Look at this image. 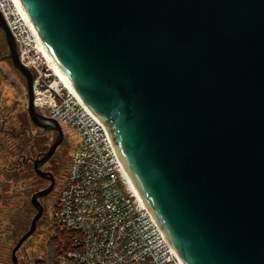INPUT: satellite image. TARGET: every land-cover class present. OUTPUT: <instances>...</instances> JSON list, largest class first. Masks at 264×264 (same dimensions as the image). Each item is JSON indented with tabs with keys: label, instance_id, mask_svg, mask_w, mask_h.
<instances>
[{
	"label": "water",
	"instance_id": "obj_1",
	"mask_svg": "<svg viewBox=\"0 0 264 264\" xmlns=\"http://www.w3.org/2000/svg\"><path fill=\"white\" fill-rule=\"evenodd\" d=\"M42 47L104 126L131 185L182 264H264V0H18ZM27 114L54 132L33 161L50 182L61 145L34 106L37 73L19 59L1 11Z\"/></svg>",
	"mask_w": 264,
	"mask_h": 264
},
{
	"label": "built area",
	"instance_id": "obj_2",
	"mask_svg": "<svg viewBox=\"0 0 264 264\" xmlns=\"http://www.w3.org/2000/svg\"><path fill=\"white\" fill-rule=\"evenodd\" d=\"M0 11L21 63L37 73L34 106L78 137L50 214L53 264H182L131 185L102 123L73 90L49 80L53 71L18 0H0Z\"/></svg>",
	"mask_w": 264,
	"mask_h": 264
},
{
	"label": "rangeland",
	"instance_id": "obj_3",
	"mask_svg": "<svg viewBox=\"0 0 264 264\" xmlns=\"http://www.w3.org/2000/svg\"><path fill=\"white\" fill-rule=\"evenodd\" d=\"M6 54V45L3 41L2 33L0 32V59ZM54 79H56V77L53 72H51L49 80ZM1 105L5 107V109L11 110L14 107L16 110L20 111H23L27 105L25 80L12 68L9 60L0 62V106ZM61 128L64 135L63 141L46 165L58 182L57 190L60 189L59 186L67 173L72 156L77 152L76 145L78 142V137L72 129L65 126ZM0 163L2 165L7 164L8 166L15 164L12 160L2 161L1 154ZM21 172L22 170L16 175L10 174L9 181L7 177H0V181L3 179V189H0V238L2 239L6 238L8 234L13 235L10 237L19 238L20 235L29 228L30 221L35 214V210L30 204V198L31 194L37 191V186L34 187L31 183L33 181V176L32 178H26L24 177V172ZM5 179H7V182H4ZM57 193H53V195L41 200L43 215L37 223L35 233L27 239L25 244L17 252V260L21 261L25 257L34 258L40 256L43 258L40 261L46 262L48 257V245L46 241L49 237L50 214ZM4 256H7L12 264L10 260V250L6 245H0V260H2L1 257ZM47 264H49V260Z\"/></svg>",
	"mask_w": 264,
	"mask_h": 264
},
{
	"label": "flooded vegetation",
	"instance_id": "obj_4",
	"mask_svg": "<svg viewBox=\"0 0 264 264\" xmlns=\"http://www.w3.org/2000/svg\"><path fill=\"white\" fill-rule=\"evenodd\" d=\"M14 109L15 108L13 107L11 110H9V109H5V107H3L2 105L0 106V140L2 143H5L3 145L4 147H6L5 150L1 151L2 161L12 160L15 162V164L11 166H8L7 164L2 165L0 163V177L1 178L2 176L10 177V174L16 175L21 170H22L21 173L24 172V175L28 176V169H31L34 174L33 181L31 182L32 185H34V187L37 186V191L43 190L49 186L50 182L48 180L38 177L35 174L33 170V161L37 158H40L42 153L47 151L51 141L53 140L55 136V133L50 132V131L42 132L41 129L34 126L27 114L26 108H24L23 111L16 110V109L14 110ZM34 142H42L46 150H44L43 152H37V153H35L34 151H31L30 146L34 144ZM47 163L48 161L45 164H43L40 167V169L44 172L51 173L54 177V182H53V186L49 194L39 199L40 203L42 199L50 195H53V193L54 194L57 193L59 190V189L57 190L58 182L54 174L49 169V167L47 168L46 166ZM2 180L0 181V187H3ZM62 182H61V185H62ZM61 185L59 187H61ZM10 236H13V235L8 234L6 238H3V239L0 238V245H6L11 253L12 248L14 247V245L16 244V242L21 236L19 238H14ZM25 242L22 244V246L25 244Z\"/></svg>",
	"mask_w": 264,
	"mask_h": 264
},
{
	"label": "trees",
	"instance_id": "obj_5",
	"mask_svg": "<svg viewBox=\"0 0 264 264\" xmlns=\"http://www.w3.org/2000/svg\"><path fill=\"white\" fill-rule=\"evenodd\" d=\"M6 147H4L3 143L1 142V150L3 151ZM30 150L34 151L35 153L37 152H43L44 150H46V148L43 146L42 142H34V144H32L30 146ZM44 153V152H43ZM42 153V154H43ZM32 176H34L33 172L31 169H28V176H25L26 178H32ZM16 177V176H15ZM9 178V176L7 177ZM10 180V178L8 179V181ZM4 182H7V179L4 180ZM1 190L3 189V187L0 188ZM0 203H1V199H0ZM3 232V231H1ZM22 235V234H21ZM20 235V236H21ZM47 245H48V257L46 262L45 261H38L37 264H47V261L49 260V264L51 261V264H53V260H54V249H53V241L51 238L48 237L47 241H46ZM2 260H0L1 264H11L10 261L8 260L7 256L1 257Z\"/></svg>",
	"mask_w": 264,
	"mask_h": 264
},
{
	"label": "bare ground",
	"instance_id": "obj_6",
	"mask_svg": "<svg viewBox=\"0 0 264 264\" xmlns=\"http://www.w3.org/2000/svg\"><path fill=\"white\" fill-rule=\"evenodd\" d=\"M43 52L46 56V59L49 63V66L51 68V70L53 71L55 77L57 80H59V82L67 89L69 90H73L71 88V86L69 85V83L67 82V80L64 78V76L61 74V72L58 70V68L55 66V64L53 63V61L51 60V58L49 57V55L47 54V52L45 51V49L43 48Z\"/></svg>",
	"mask_w": 264,
	"mask_h": 264
}]
</instances>
